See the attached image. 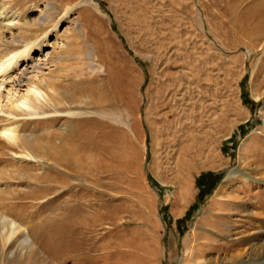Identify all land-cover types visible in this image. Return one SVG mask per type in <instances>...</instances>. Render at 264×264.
<instances>
[{
  "label": "rangeland",
  "instance_id": "1",
  "mask_svg": "<svg viewBox=\"0 0 264 264\" xmlns=\"http://www.w3.org/2000/svg\"><path fill=\"white\" fill-rule=\"evenodd\" d=\"M261 1L0 0V264H264Z\"/></svg>",
  "mask_w": 264,
  "mask_h": 264
},
{
  "label": "bare ground",
  "instance_id": "2",
  "mask_svg": "<svg viewBox=\"0 0 264 264\" xmlns=\"http://www.w3.org/2000/svg\"><path fill=\"white\" fill-rule=\"evenodd\" d=\"M256 1V0H255ZM264 1V0H263ZM263 1H261V3L263 2ZM254 2V1H253ZM256 3V2H255ZM254 3V4H255ZM257 3H259V2H257ZM264 3V2H263ZM253 4V3H252ZM251 4V5H252ZM233 5V4H232ZM257 5V4H256ZM262 5V4H261ZM250 6V5H249ZM259 7V6H258ZM262 7V6H261ZM264 7V6H263ZM253 9V8H252ZM248 10V9H247ZM256 10H258V9H256ZM255 10V11H256ZM262 10V9H261ZM244 11V10H243ZM231 12H232V10H231ZM252 12V11H251ZM250 13V12H249ZM262 13H264V12H262ZM261 13V15H263ZM251 14V13H250ZM249 14V15H250ZM260 15V16H261ZM254 16V15H253ZM259 17V16H258ZM263 17H264V15H263ZM257 20V19H256ZM263 22H264V20H263ZM262 23V20L260 19L259 20V22L256 24V25H254L253 26V31H261V29L264 31V28H261L260 27V25L259 24H261ZM0 33H1V31H4V30H8V29H10V27H11V23H9V22H5V23H3L2 25H1V23H0ZM11 37H15V35L14 36H11ZM17 39V38H16ZM15 39V40H16ZM17 41V40H16ZM27 43V42H26ZM25 43V44H26ZM32 42L30 43V42H28L26 45H24V47L21 49V50H18L17 52H15V53H13V54H10V55H8V57H6V59H4V60H2V61H0V95H1V90H2V87H3V84L4 83H6L8 80H10V79H5V77H6V75H7V73H9V71H11L12 70V68L15 66V64L17 63V62H24V61H26L27 59H28V57H29V53H30V50L33 48L32 47ZM38 48V47H37ZM32 51V50H31ZM31 57V56H30ZM29 57V58H30ZM24 74V73H23ZM9 75V74H8ZM9 77V76H8ZM20 79L21 80H15V81H17L16 82V84H19L20 82H22V79L24 80V77L22 76V77H20ZM13 80V79H12ZM12 80H10V81H12ZM13 82H14V80H13ZM25 83H26V85H27V87H28V90H27V96L30 98H28L27 96L26 97H21V98H19V99H17L15 102H12L8 107H9V109L11 110V112H13V113H15V114H17V113H20V111H22V109H25V110H30V111H32V110H34L35 109V107H34V105L32 104L33 102L32 101H30V100H33V101H35V102H38V103H43L44 105H46V104H48V103H46L47 101H49L50 103H52V104H54V105H58L59 106V104H60V99H56V97H55V91L53 90V89H50V91H48V92H46V93H43L37 86H35L30 80H27V79H25ZM64 86V85H63ZM124 87L123 86V84L122 85H117L116 83H115V85L114 86H112L113 87V93H114V95L116 96V97H118V98H115V100L117 101V103H118V101H119V97H121V95L122 96H124L126 93H125V88H124V91H123V89H122V87ZM53 87H55V86H53ZM75 91H77V89H74ZM61 92H63V93H66V92H68V91H65L63 88H61V90H60ZM125 93V94H124ZM69 98H72V97H70L69 96ZM41 100H43V102H41ZM107 100V99H106ZM115 100L114 99H109L108 100V103H112V102H115ZM32 102V103H31ZM94 102H96V101H94ZM106 103H107V101H106ZM102 104V103H101ZM114 104V103H113ZM91 105H94V107L97 105L98 106V104H97V102H96V105H95V103L94 104H92L91 103ZM39 107V106H38ZM6 126V125H5ZM14 127H10V126H8V127H3L1 130H0V136L1 137H3V138H5V140L11 145V146H14V145H16L17 143H19V145H21L22 146V152H20V155L21 156H23V157H34V156H32V153H30V151H28V149H30L31 151L35 148V145L34 144H30V142L27 144V142L29 141L28 139V141L27 140H25V138L23 137H21V136H19V135H15V133H14V129H13ZM16 129V128H15ZM17 131V130H16ZM18 133V132H17ZM80 136V135H79ZM43 137V136H42ZM81 137V136H80ZM79 137V138H80ZM83 137V136H82ZM23 140V141H22ZM91 139H89V141H90ZM25 141V142H24ZM27 141V142H26ZM32 143V142H31ZM18 146V145H17ZM16 147V146H15ZM83 147V146H82ZM31 148H33V149H31ZM81 148V147H80ZM79 148V149H80ZM27 150V151H26ZM35 151H37V149H34ZM63 150H65L64 148L62 149V153H63ZM66 150H67V157L68 158H70V159H72V160H78V161H81L82 159H83V156L85 157V159H86V156H85V153H81V151H73V150H69L68 148H66ZM34 151V152H35ZM33 152V151H32ZM49 154H52V156H53V158L55 159V160H61V157H60V155H59V153H57V152H54V153H52V152H50ZM5 223V221L2 219V218H0V250L2 249V250H4L5 248H6V245L10 242V240L12 239V237L13 236H15L14 234L16 233L15 231H16V229L15 228H13V226L11 225V226H9L10 228H9V231L7 230V232H3L2 231V228L3 227H1L2 226V224H4ZM6 225V224H5ZM7 227V226H6ZM5 229H7V228H5ZM23 231V230H22ZM22 231H21V233H22ZM22 241V240H21ZM25 242H27V241H25ZM9 245V244H8ZM23 248V247H22ZM25 248V247H24Z\"/></svg>",
  "mask_w": 264,
  "mask_h": 264
},
{
  "label": "trees",
  "instance_id": "3",
  "mask_svg": "<svg viewBox=\"0 0 264 264\" xmlns=\"http://www.w3.org/2000/svg\"><path fill=\"white\" fill-rule=\"evenodd\" d=\"M220 175H221V174L214 175V182L212 183L213 185H214V183H215L216 181H218V180L220 179ZM201 179H204L203 176H201ZM213 185L210 186L209 190L213 187Z\"/></svg>",
  "mask_w": 264,
  "mask_h": 264
}]
</instances>
